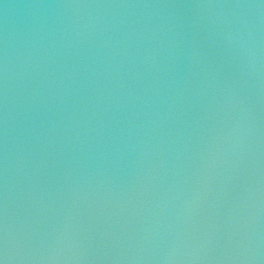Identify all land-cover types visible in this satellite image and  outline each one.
Returning <instances> with one entry per match:
<instances>
[{
    "label": "water",
    "instance_id": "water-1",
    "mask_svg": "<svg viewBox=\"0 0 264 264\" xmlns=\"http://www.w3.org/2000/svg\"><path fill=\"white\" fill-rule=\"evenodd\" d=\"M0 264H264V0H0Z\"/></svg>",
    "mask_w": 264,
    "mask_h": 264
}]
</instances>
